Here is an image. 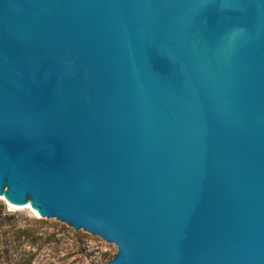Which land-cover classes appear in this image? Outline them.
Instances as JSON below:
<instances>
[{"label": "water", "instance_id": "1", "mask_svg": "<svg viewBox=\"0 0 264 264\" xmlns=\"http://www.w3.org/2000/svg\"><path fill=\"white\" fill-rule=\"evenodd\" d=\"M0 197L100 264H264V0H0Z\"/></svg>", "mask_w": 264, "mask_h": 264}, {"label": "rangeland", "instance_id": "2", "mask_svg": "<svg viewBox=\"0 0 264 264\" xmlns=\"http://www.w3.org/2000/svg\"><path fill=\"white\" fill-rule=\"evenodd\" d=\"M6 211L16 212L19 216L36 217L35 210L26 204L6 202L0 197ZM45 224L40 228L41 237L32 247L34 256L29 264H100L115 253L113 243L100 239L93 233L73 229L54 217L43 218Z\"/></svg>", "mask_w": 264, "mask_h": 264}, {"label": "trees", "instance_id": "3", "mask_svg": "<svg viewBox=\"0 0 264 264\" xmlns=\"http://www.w3.org/2000/svg\"><path fill=\"white\" fill-rule=\"evenodd\" d=\"M43 224V218L19 216L0 202V264H29Z\"/></svg>", "mask_w": 264, "mask_h": 264}, {"label": "bare ground", "instance_id": "4", "mask_svg": "<svg viewBox=\"0 0 264 264\" xmlns=\"http://www.w3.org/2000/svg\"><path fill=\"white\" fill-rule=\"evenodd\" d=\"M25 204L29 206L28 202H26Z\"/></svg>", "mask_w": 264, "mask_h": 264}]
</instances>
